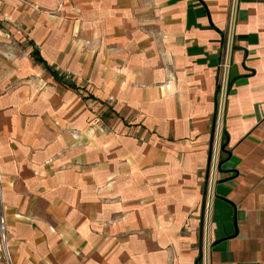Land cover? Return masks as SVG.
<instances>
[{"label": "crops", "instance_id": "obj_1", "mask_svg": "<svg viewBox=\"0 0 264 264\" xmlns=\"http://www.w3.org/2000/svg\"><path fill=\"white\" fill-rule=\"evenodd\" d=\"M0 3L12 21L0 26V197L13 264H201L206 200L210 264H264V0Z\"/></svg>", "mask_w": 264, "mask_h": 264}, {"label": "built area", "instance_id": "obj_2", "mask_svg": "<svg viewBox=\"0 0 264 264\" xmlns=\"http://www.w3.org/2000/svg\"><path fill=\"white\" fill-rule=\"evenodd\" d=\"M234 10H235V2L231 4V14L229 19V28L225 32L224 36V44L222 47V58L219 63V72L217 74V86H218V110L216 114V120L214 123V139L212 142L211 155L209 158V169H208V177L207 181V195L211 194L212 184L216 179V169H217V158L218 151L220 149V116L221 110L224 104V97L227 91L228 85V70L231 63V49H232V41H233V21H234ZM0 22H12L10 17L4 12V8L0 3ZM217 153V154H216ZM2 207V199L0 197V259L4 260L6 264H13L12 256L9 250L8 244V228L6 215L4 211L1 209ZM204 212L206 216L203 221L202 230H201V239H200V253L199 258L201 260V264H210V249H211V240L209 235V227H208V214H209V202L206 200L204 204Z\"/></svg>", "mask_w": 264, "mask_h": 264}, {"label": "rangeland", "instance_id": "obj_3", "mask_svg": "<svg viewBox=\"0 0 264 264\" xmlns=\"http://www.w3.org/2000/svg\"><path fill=\"white\" fill-rule=\"evenodd\" d=\"M64 8V7H63ZM63 8L62 7H60V4H56V6H54V7H51V8H47V11L49 12V13H53V14H58L59 13V11H60V9H62L63 10ZM8 23H10V22H5V23H3V22H0V26H5V24H8ZM77 25V27H76V30L75 31H77V32H79V34L81 35V36H88L87 38L88 39H85V43H87V44H89L88 43V41L90 40L89 38L91 37V35L89 34V33H87L85 30H83L82 28H80V25H79V23H77L76 24ZM18 27H20V24H18L17 25ZM83 32V33H82ZM28 34H26L25 33V38L21 41V45L25 48V47H27V46H29L30 47V45H32V49L30 50V55L32 56V58L34 59V60H36V54L37 53H32V50H33V44H35V41L34 40H32L31 38H28ZM83 38V37H82ZM36 48H38L37 47V45L35 46ZM39 54H40V56H41V53L40 52H38ZM37 61V60H36ZM65 75H66V78L64 79V81H67V82H71L72 81V79H71V76H70V73H68V71H66L65 72ZM219 152L220 151H218L217 153L219 154ZM216 153V154H217ZM219 157L217 158V165L219 164ZM209 181H207V183H208Z\"/></svg>", "mask_w": 264, "mask_h": 264}, {"label": "trees", "instance_id": "obj_4", "mask_svg": "<svg viewBox=\"0 0 264 264\" xmlns=\"http://www.w3.org/2000/svg\"><path fill=\"white\" fill-rule=\"evenodd\" d=\"M32 53H34V54L37 53L35 58L38 59L39 61H44V59L38 53V50H36L35 48L32 50ZM217 88H218V86H217Z\"/></svg>", "mask_w": 264, "mask_h": 264}, {"label": "bare ground", "instance_id": "obj_5", "mask_svg": "<svg viewBox=\"0 0 264 264\" xmlns=\"http://www.w3.org/2000/svg\"><path fill=\"white\" fill-rule=\"evenodd\" d=\"M2 208V207H1Z\"/></svg>", "mask_w": 264, "mask_h": 264}]
</instances>
